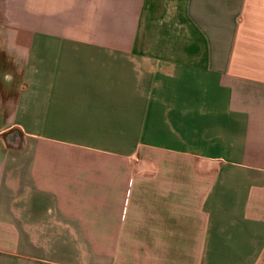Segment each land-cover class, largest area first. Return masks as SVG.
I'll use <instances>...</instances> for the list:
<instances>
[{
	"label": "crops",
	"instance_id": "0c3cea01",
	"mask_svg": "<svg viewBox=\"0 0 264 264\" xmlns=\"http://www.w3.org/2000/svg\"><path fill=\"white\" fill-rule=\"evenodd\" d=\"M23 5L0 264H264V0Z\"/></svg>",
	"mask_w": 264,
	"mask_h": 264
},
{
	"label": "rangeland",
	"instance_id": "374dc122",
	"mask_svg": "<svg viewBox=\"0 0 264 264\" xmlns=\"http://www.w3.org/2000/svg\"><path fill=\"white\" fill-rule=\"evenodd\" d=\"M25 0H0V71L4 72L6 79L15 89L16 84L21 77L22 59L18 58L15 49L19 47L17 44H6V37L13 34L19 21L23 23V10ZM23 20V21H22ZM1 22L3 26L1 27ZM21 30V28H20ZM11 48L9 50L8 48ZM15 95V94H14Z\"/></svg>",
	"mask_w": 264,
	"mask_h": 264
}]
</instances>
